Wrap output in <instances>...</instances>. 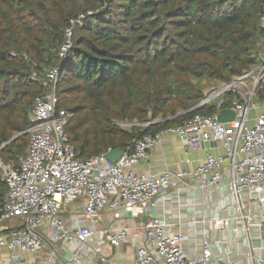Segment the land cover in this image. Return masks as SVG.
I'll use <instances>...</instances> for the list:
<instances>
[{
    "label": "trees",
    "instance_id": "16d2710c",
    "mask_svg": "<svg viewBox=\"0 0 264 264\" xmlns=\"http://www.w3.org/2000/svg\"><path fill=\"white\" fill-rule=\"evenodd\" d=\"M80 13L59 57L69 19ZM263 61L264 0H0V159L16 164L25 153L49 68H59L69 143L88 158L212 113L213 105L193 108L206 87ZM256 97L264 99V88ZM5 192L0 177V198Z\"/></svg>",
    "mask_w": 264,
    "mask_h": 264
},
{
    "label": "built area",
    "instance_id": "2783aa9c",
    "mask_svg": "<svg viewBox=\"0 0 264 264\" xmlns=\"http://www.w3.org/2000/svg\"><path fill=\"white\" fill-rule=\"evenodd\" d=\"M84 17L85 14L80 13L69 19L59 57L65 56L71 47L72 29ZM58 79L57 67L47 69L43 75L42 85L46 90L33 100L30 125L25 129L29 137L25 153L16 164L0 159V177L6 185V192L0 198V228L10 219L20 220L0 230V254L3 249L35 252L45 243V226L55 232L51 234L53 239L72 238L60 213L75 201H83L82 211L92 222L105 210H123L134 216L147 214L153 198L168 188L179 187L189 176L195 178L196 186L203 192L224 183L243 235L252 220L259 231L264 228V211L255 213L244 205L241 197L242 191L248 190L252 204L251 192L255 190L256 199L263 205L264 99H257L256 89L264 88V61L231 81L219 82L193 107L213 105L212 113H196L180 124L133 139L115 162L107 159V153L113 150L110 147L88 158L77 157L65 131L70 115L59 106ZM228 96H233V101L224 106ZM226 108L234 111V118L219 122L217 115ZM150 123L154 121L132 125ZM164 133L180 136L187 149L204 150L201 163L193 170L137 173L133 167L147 159ZM185 161L190 162L188 157ZM229 221V217H222L215 218L213 223L227 227ZM143 227L147 243L136 248L134 264H159L158 261L210 264L208 240L202 241L200 257L193 259L182 249L181 234L169 232L162 219L149 216ZM127 232L126 226L108 229L103 231L104 237L99 241L117 246L126 239ZM93 234V229L78 228L73 235L83 242Z\"/></svg>",
    "mask_w": 264,
    "mask_h": 264
},
{
    "label": "crops",
    "instance_id": "0c3cea01",
    "mask_svg": "<svg viewBox=\"0 0 264 264\" xmlns=\"http://www.w3.org/2000/svg\"><path fill=\"white\" fill-rule=\"evenodd\" d=\"M214 152L218 150L214 149ZM186 157L190 162L186 163ZM203 157L204 150L187 149L180 136L164 133L150 150L147 159L133 168L139 174L193 170ZM253 201L257 206L254 212L262 213L264 201L263 205L258 199ZM82 206L83 201L78 200L65 206L60 213L67 233L72 238L53 239L51 234L55 232L45 226V243L39 249L30 253L20 249H3L0 264H61V258L69 260L70 264H134L136 248L147 243L143 224L149 216L162 219L169 232L181 234L182 249L193 259L200 257L201 244L206 239L210 243V264H264V228L259 231L252 220L248 223L246 235H243L236 209L224 183L203 192L196 186L195 178L189 176L179 187L168 188L153 198L147 214L139 213L135 216L123 210H105L92 222L83 213ZM245 206L252 208L251 203ZM258 207L261 209L258 210ZM222 217L230 218L227 227H217L213 223L215 218ZM12 225L8 221L0 230ZM121 226H126L128 232L126 239L117 246L99 241V238L104 237L103 231ZM78 228L93 229L94 234L81 242L73 235ZM249 250L250 253L247 254ZM158 262L162 264L161 261Z\"/></svg>",
    "mask_w": 264,
    "mask_h": 264
},
{
    "label": "water",
    "instance_id": "95a60500",
    "mask_svg": "<svg viewBox=\"0 0 264 264\" xmlns=\"http://www.w3.org/2000/svg\"><path fill=\"white\" fill-rule=\"evenodd\" d=\"M233 118H234V111L228 108L222 109L217 115V120L219 122L229 121L232 120ZM16 137L17 135L12 137L11 140L16 139ZM121 153H122V149L115 148L111 152L107 153L106 156L109 161L115 162L118 159V157L121 155ZM61 264H68V260L61 258Z\"/></svg>",
    "mask_w": 264,
    "mask_h": 264
},
{
    "label": "rangeland",
    "instance_id": "374dc122",
    "mask_svg": "<svg viewBox=\"0 0 264 264\" xmlns=\"http://www.w3.org/2000/svg\"><path fill=\"white\" fill-rule=\"evenodd\" d=\"M218 83H216L215 85H213L212 83L211 84H209L207 87H206V92H208L213 86H216ZM120 126H122V127H124V128H127V129H129L131 126H132V123H129V122H124V124L123 125H120ZM220 185V184H219ZM213 189V188H212ZM225 189H226V187H225ZM226 191H227V189H226ZM227 193H228V191H227ZM251 194H252V199L253 200H255L256 198H257V192L255 191V190H252V192H251ZM241 197H242V200H243V203L245 204V205H247L248 203H249V195H248V190H243L242 191V193H241ZM263 199H264V197H263ZM254 204H256L254 201H253V203H252V209L255 211L256 209H257V206L256 205H254ZM261 207V206H260ZM259 208V207H258ZM262 208V207H261ZM261 208H259L258 210H260ZM9 222H11V223H13V225L14 224H17V223H19L20 222V220H18V219H16V218H13V219H10V221ZM240 235H242L241 234V231H240Z\"/></svg>",
    "mask_w": 264,
    "mask_h": 264
}]
</instances>
